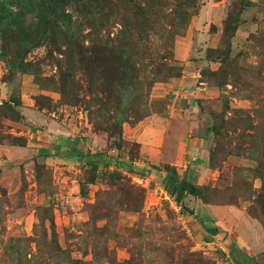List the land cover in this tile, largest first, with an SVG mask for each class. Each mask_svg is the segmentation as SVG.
Segmentation results:
<instances>
[{
    "label": "rangeland",
    "instance_id": "374dc122",
    "mask_svg": "<svg viewBox=\"0 0 264 264\" xmlns=\"http://www.w3.org/2000/svg\"><path fill=\"white\" fill-rule=\"evenodd\" d=\"M20 8L0 4V264H214L200 203L257 220L264 264V0ZM173 121L189 134L175 161L159 149ZM36 130L67 131L96 167L42 152Z\"/></svg>",
    "mask_w": 264,
    "mask_h": 264
},
{
    "label": "crops",
    "instance_id": "0c3cea01",
    "mask_svg": "<svg viewBox=\"0 0 264 264\" xmlns=\"http://www.w3.org/2000/svg\"><path fill=\"white\" fill-rule=\"evenodd\" d=\"M178 122L179 121H173L170 126L169 123L166 125L162 138V143L159 144L161 154H163L164 157L169 158L171 161L177 160V154H179V149L184 150V140L186 139L185 137L189 135L185 134V127L179 124ZM173 126H176V129H172ZM36 131V138L40 142H49V144L46 146H44V144L42 143V152L44 153L53 150V148L55 150L60 149L59 151H61L63 148H67L69 152L70 150H72V148L70 150L69 148L75 145V139L67 137L68 133L65 130L62 131V134L60 133L57 135L53 131V133L47 134H45L44 131L41 130ZM167 136L168 138L174 139L175 142L173 141V146L170 145L165 148L164 141ZM78 140L80 141V139ZM188 141L189 145H187V150H185V152L187 156H193L191 158L196 159V156L199 153V147L202 144V139L200 136L193 135L191 138H189ZM167 144H169V142H167ZM169 147H172L171 150L166 151L169 149ZM87 151L88 150L85 147H80V151L78 152L81 153L80 155L82 156L78 158L75 155L77 160L83 161L85 158L87 159L89 157L87 156ZM93 162L95 163V161ZM126 163V166L128 167H131L129 164H135L134 161H128ZM123 165L125 164L123 163ZM181 168L184 169V165H182ZM197 210L199 211L200 225L193 224L192 227L196 228L200 226L201 228H199L201 233L203 234L204 243L213 246V250L211 252H208V256L214 264H234L233 259H231L228 254L229 244H233L237 249H239L241 256L243 257H239L241 263L257 264L259 262L258 258L263 248V236L262 228L257 220L250 218L249 216L244 215L243 213L238 215L236 209L228 205H213L200 203L199 209ZM194 215H196V213ZM191 219L196 222L194 218ZM209 228H217V231L214 234H211L205 230ZM222 235L224 236V238ZM220 236H222L221 242L218 241V239H220ZM214 249H217L218 252H214Z\"/></svg>",
    "mask_w": 264,
    "mask_h": 264
},
{
    "label": "trees",
    "instance_id": "16d2710c",
    "mask_svg": "<svg viewBox=\"0 0 264 264\" xmlns=\"http://www.w3.org/2000/svg\"><path fill=\"white\" fill-rule=\"evenodd\" d=\"M9 0H0V4L5 3ZM49 2H51L52 0H48ZM14 2L17 3V6H20L21 10L26 8L28 6V3L30 2V0H14ZM71 154H76V156L79 158L81 153H79L78 151H76L75 149H72L71 151H69ZM94 158H96L97 160H100V156L99 155H95ZM85 164H87L88 166H90L91 168H95V163L91 160H85ZM174 173V171H173ZM167 176H171L168 171H166L163 175V178L167 177ZM174 176L175 173H174ZM174 179V178H173ZM168 187V185H167ZM169 189V187H168ZM171 195L173 194V198L175 199V201L179 202L180 204V208L185 211V212H189L188 209L186 207H182L183 205L181 204V200L184 197V194H191V195H197L198 193V188L195 184L190 183L189 181H187L185 178H180L178 179L177 183L174 184L172 189H169L168 191ZM192 214V213H190ZM217 228H209V229H205L207 232L214 234L217 230ZM228 254L229 257L231 259H233L234 264H243L241 263V261L239 260V257L241 258V253L239 251V249H237L233 244H229L228 245ZM240 254V255H239ZM243 258V257H242Z\"/></svg>",
    "mask_w": 264,
    "mask_h": 264
},
{
    "label": "built area",
    "instance_id": "2783aa9c",
    "mask_svg": "<svg viewBox=\"0 0 264 264\" xmlns=\"http://www.w3.org/2000/svg\"><path fill=\"white\" fill-rule=\"evenodd\" d=\"M165 195H166V192H165V194H164V197H163V198L168 200V199L170 198V196H165Z\"/></svg>",
    "mask_w": 264,
    "mask_h": 264
}]
</instances>
